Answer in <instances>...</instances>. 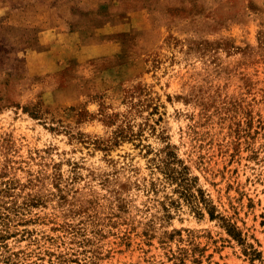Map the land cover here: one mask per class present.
<instances>
[{
  "label": "rangeland",
  "instance_id": "374dc122",
  "mask_svg": "<svg viewBox=\"0 0 264 264\" xmlns=\"http://www.w3.org/2000/svg\"><path fill=\"white\" fill-rule=\"evenodd\" d=\"M0 264H264V0H0Z\"/></svg>",
  "mask_w": 264,
  "mask_h": 264
}]
</instances>
